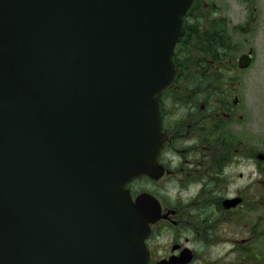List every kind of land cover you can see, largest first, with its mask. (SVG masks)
Masks as SVG:
<instances>
[{
    "label": "water",
    "instance_id": "95a60500",
    "mask_svg": "<svg viewBox=\"0 0 264 264\" xmlns=\"http://www.w3.org/2000/svg\"><path fill=\"white\" fill-rule=\"evenodd\" d=\"M191 2L0 0V264H147L158 216L125 185L161 174Z\"/></svg>",
    "mask_w": 264,
    "mask_h": 264
},
{
    "label": "flooded vegetation",
    "instance_id": "af4514ba",
    "mask_svg": "<svg viewBox=\"0 0 264 264\" xmlns=\"http://www.w3.org/2000/svg\"><path fill=\"white\" fill-rule=\"evenodd\" d=\"M192 12L175 50L178 77L161 96L163 175L129 184L133 199L148 192L160 204L161 217L145 239L148 264H264V159L253 157L234 127L222 129L220 123L243 117L240 99L236 93L230 99L233 87L218 91L219 48L202 47Z\"/></svg>",
    "mask_w": 264,
    "mask_h": 264
},
{
    "label": "rangeland",
    "instance_id": "374dc122",
    "mask_svg": "<svg viewBox=\"0 0 264 264\" xmlns=\"http://www.w3.org/2000/svg\"><path fill=\"white\" fill-rule=\"evenodd\" d=\"M195 13L201 18L202 31L219 36L216 46L221 59L214 55L221 61L216 64L218 91L226 89L229 94L233 87L230 99L235 93L240 99L238 112L243 117L237 116V122L230 125L220 123L222 129L228 132L234 127L247 141L253 157L259 153L264 156V2L201 0ZM250 48L252 63L239 69L238 57ZM175 105L179 117L180 103ZM217 120L219 123L220 118Z\"/></svg>",
    "mask_w": 264,
    "mask_h": 264
},
{
    "label": "trees",
    "instance_id": "16d2710c",
    "mask_svg": "<svg viewBox=\"0 0 264 264\" xmlns=\"http://www.w3.org/2000/svg\"><path fill=\"white\" fill-rule=\"evenodd\" d=\"M200 19L201 18L199 17L197 22H199ZM198 25H199V23L197 24V26ZM200 34H201V39H202V47L211 45V42L212 43H216L217 42L216 41V37L219 40V36L218 35L215 36V34L214 35L208 34V31H204V33H200Z\"/></svg>",
    "mask_w": 264,
    "mask_h": 264
}]
</instances>
